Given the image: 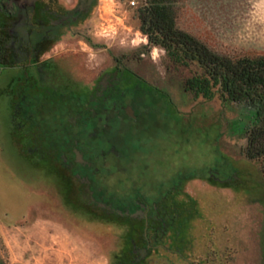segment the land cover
<instances>
[{"label": "rangeland", "instance_id": "374dc122", "mask_svg": "<svg viewBox=\"0 0 264 264\" xmlns=\"http://www.w3.org/2000/svg\"><path fill=\"white\" fill-rule=\"evenodd\" d=\"M131 1L96 0L79 24L86 38L36 50L63 51L61 71L72 83L93 86L99 73L117 71L124 88L137 90L140 108L148 111L137 122H123V130L108 129V146L114 143L123 155H110L99 181L118 207L137 196L151 201L168 194L169 227L145 236L143 221L79 200L76 180L26 150L35 148L32 135L41 131L60 140L70 106L41 108L30 133L14 119L8 97L17 69L4 55L11 50V21L0 10V256L7 264H264V173L259 160L245 155L255 105L186 91L184 81L197 66L174 64L164 48L149 45L139 17L145 0ZM174 4L178 27L213 50L264 54L261 0ZM89 90L81 85L71 92ZM134 241L151 243L139 259Z\"/></svg>", "mask_w": 264, "mask_h": 264}, {"label": "flooded vegetation", "instance_id": "af4514ba", "mask_svg": "<svg viewBox=\"0 0 264 264\" xmlns=\"http://www.w3.org/2000/svg\"><path fill=\"white\" fill-rule=\"evenodd\" d=\"M96 0H0V10H6L11 21L5 63L17 73L9 83L10 105L14 107V119L23 120L26 132L36 115L44 107L70 106L69 127H64L59 140L51 131H41L35 136V148L28 152L38 153L66 172L71 180L78 182L77 198L95 204L122 217L144 222V234L150 231L164 233L170 223L166 217L169 207L163 200H149L141 196L122 207L114 206L105 196L100 184L101 169L110 155L122 156L114 143L108 146L107 131L114 124L123 130V122H137L148 107L140 108L136 89L124 88L118 80V72H102L93 86L91 82L72 83L67 73L62 72L63 51L55 53L36 50L46 42H72L86 38L85 30L79 26L87 20ZM68 30L71 35L61 32ZM73 38V39H72ZM62 70V71H61ZM90 88L86 95H76V86ZM44 115L40 116L43 118ZM58 117L57 113L52 115ZM45 119V118H44ZM87 135V137H83ZM115 209H121L119 214ZM129 211V214L126 212ZM132 214H135L134 216ZM134 250L140 252L151 243L139 246L135 241Z\"/></svg>", "mask_w": 264, "mask_h": 264}, {"label": "trees", "instance_id": "16d2710c", "mask_svg": "<svg viewBox=\"0 0 264 264\" xmlns=\"http://www.w3.org/2000/svg\"><path fill=\"white\" fill-rule=\"evenodd\" d=\"M175 0H145L139 10L141 30L149 45L164 48L178 65H196L184 81V89L206 100L251 101L256 107L254 122L247 129L245 155L259 160L264 173V54L220 53L177 25ZM0 264L7 262L0 256Z\"/></svg>", "mask_w": 264, "mask_h": 264}, {"label": "water", "instance_id": "95a60500", "mask_svg": "<svg viewBox=\"0 0 264 264\" xmlns=\"http://www.w3.org/2000/svg\"><path fill=\"white\" fill-rule=\"evenodd\" d=\"M115 210L119 214H122V215L124 214V212L121 209H115ZM126 213L129 214V211H127ZM132 215L134 216L135 214H132ZM141 252H142V256L141 257H143V256H145L147 254V249L143 248V249H141Z\"/></svg>", "mask_w": 264, "mask_h": 264}, {"label": "built area", "instance_id": "2783aa9c", "mask_svg": "<svg viewBox=\"0 0 264 264\" xmlns=\"http://www.w3.org/2000/svg\"><path fill=\"white\" fill-rule=\"evenodd\" d=\"M131 4L132 5H135L136 4V1L135 0L131 1Z\"/></svg>", "mask_w": 264, "mask_h": 264}, {"label": "clouds", "instance_id": "9594fccd", "mask_svg": "<svg viewBox=\"0 0 264 264\" xmlns=\"http://www.w3.org/2000/svg\"><path fill=\"white\" fill-rule=\"evenodd\" d=\"M261 2H264V0H261Z\"/></svg>", "mask_w": 264, "mask_h": 264}]
</instances>
